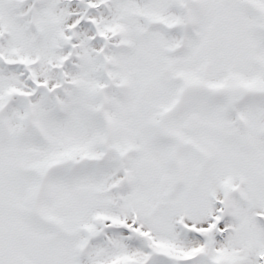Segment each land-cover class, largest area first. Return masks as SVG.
<instances>
[{"label":"snow or ice","instance_id":"snow-or-ice-1","mask_svg":"<svg viewBox=\"0 0 264 264\" xmlns=\"http://www.w3.org/2000/svg\"><path fill=\"white\" fill-rule=\"evenodd\" d=\"M0 264H264V0H0Z\"/></svg>","mask_w":264,"mask_h":264}]
</instances>
